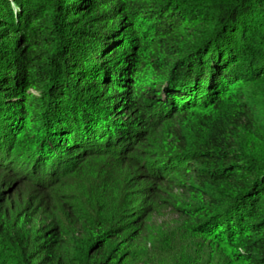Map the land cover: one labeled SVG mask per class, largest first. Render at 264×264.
Instances as JSON below:
<instances>
[{
	"label": "trees",
	"instance_id": "obj_1",
	"mask_svg": "<svg viewBox=\"0 0 264 264\" xmlns=\"http://www.w3.org/2000/svg\"><path fill=\"white\" fill-rule=\"evenodd\" d=\"M0 264H264V0H0Z\"/></svg>",
	"mask_w": 264,
	"mask_h": 264
},
{
	"label": "rangeland",
	"instance_id": "obj_2",
	"mask_svg": "<svg viewBox=\"0 0 264 264\" xmlns=\"http://www.w3.org/2000/svg\"><path fill=\"white\" fill-rule=\"evenodd\" d=\"M32 94H34V92H31ZM160 220H162V218H159Z\"/></svg>",
	"mask_w": 264,
	"mask_h": 264
}]
</instances>
